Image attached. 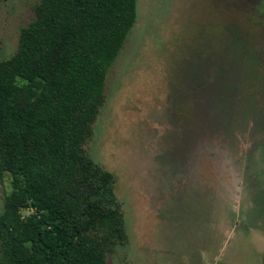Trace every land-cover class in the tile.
Listing matches in <instances>:
<instances>
[{"label":"rangeland","instance_id":"obj_1","mask_svg":"<svg viewBox=\"0 0 264 264\" xmlns=\"http://www.w3.org/2000/svg\"><path fill=\"white\" fill-rule=\"evenodd\" d=\"M40 1L0 0V61ZM93 129L127 224L109 264H264V0H138Z\"/></svg>","mask_w":264,"mask_h":264},{"label":"trees","instance_id":"obj_2","mask_svg":"<svg viewBox=\"0 0 264 264\" xmlns=\"http://www.w3.org/2000/svg\"><path fill=\"white\" fill-rule=\"evenodd\" d=\"M137 19L138 0H41L0 61V264H109L128 242L115 178L85 146Z\"/></svg>","mask_w":264,"mask_h":264}]
</instances>
